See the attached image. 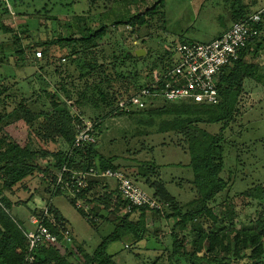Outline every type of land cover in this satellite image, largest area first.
Listing matches in <instances>:
<instances>
[{
    "label": "rangeland",
    "instance_id": "1",
    "mask_svg": "<svg viewBox=\"0 0 264 264\" xmlns=\"http://www.w3.org/2000/svg\"><path fill=\"white\" fill-rule=\"evenodd\" d=\"M157 1L159 0H0V91L7 88L3 93L5 106L2 111L10 112L21 101H27L37 112H51L53 109L51 110L49 100L53 93L63 100L72 94V100H75L76 91L72 85L81 88L94 80V76H80L84 71L81 66L89 59H94L97 63L106 61L107 71L127 76L126 79L112 80L111 85L120 92H131L134 90L135 80L128 77L136 73V68L142 70L140 75L146 76L154 61L167 50L173 57H177L176 47L181 41H211L222 30L229 29L234 22V0H165L154 19L143 25L138 32H133L126 23L116 24V21L126 19L129 15L145 11ZM243 1L252 12L264 6V0ZM46 16L57 18L51 20L53 34L60 30L66 35H79V26L96 29L104 23L109 25L106 27L107 33L98 40L97 47L88 51L81 50L80 44L68 45L66 52L53 47L48 55L43 53L42 57L36 58V51L43 50L40 46H33L23 59L17 57L16 46L12 44L16 31L25 43L31 39L39 41V38L45 37ZM80 17L85 19L79 21ZM5 28H10L11 31H6ZM24 28H28V32L23 31ZM142 48L145 52L138 56L136 51ZM72 50L77 52L72 54ZM5 54H8V59L3 57ZM30 56L33 60L28 58ZM247 61L257 65L255 78L245 79L242 91L237 94L233 120L227 124H197L199 129L213 135L222 133L224 136L225 164L221 177L228 181V185L212 203V207L217 215H221L229 206L232 207L236 212L235 219L214 225L210 219L202 218L190 223L192 227L187 232H181L179 227L174 228L176 218L168 217L176 204L161 201L163 208L160 214L154 213V210L148 212V230L143 240L134 242V237L127 234L109 244L108 252L114 255L119 264H184L180 259H170L175 235L186 240L187 249H192L190 241L198 233L193 228L197 222H201L206 230L235 232L237 229L254 226L257 219L264 216V199L255 200L245 194V191L254 186L264 188L263 39L253 46ZM144 80L145 78L143 82ZM92 97L95 98L96 95ZM98 103L99 106L94 107L85 102L83 106L86 109V119L93 120L99 114H104L103 124L97 134V151L106 158L113 159L114 165L130 174L149 194H153L154 189L145 183L146 179L141 175L143 172H148L150 182L163 181L184 212L198 210L201 207L200 195L193 183L189 139L180 131H160L163 119L170 117H157L154 124L150 125L139 122L140 119L147 120L148 115L107 116V110L101 102ZM71 110L73 112L74 109ZM39 121L42 122L43 118L40 117ZM35 122L37 125V121ZM2 125L3 132L21 146L39 148L42 151L68 147L57 132L48 136V131H45L42 138L37 136V128L36 131L31 129L18 113L4 119ZM38 162L46 166L48 159L40 158ZM42 177L37 172L16 186L13 193L5 190L9 199L15 203L12 214L27 228L32 226V211H37L50 196L48 184ZM53 204L66 218L72 232L71 248L74 247L77 256L73 254L69 259L75 264H83L82 255L77 250L78 245L92 253L119 223L116 213L100 208L104 217H97L95 227L66 194L55 196ZM138 215L133 213L130 218L137 219Z\"/></svg>",
    "mask_w": 264,
    "mask_h": 264
},
{
    "label": "trees",
    "instance_id": "2",
    "mask_svg": "<svg viewBox=\"0 0 264 264\" xmlns=\"http://www.w3.org/2000/svg\"><path fill=\"white\" fill-rule=\"evenodd\" d=\"M164 1L159 0L145 11L136 15H129L126 19L123 18L116 21V24L126 23L132 28L133 32H138L143 25L154 19L159 8L164 5ZM237 5L239 8L236 9ZM251 12L249 6L243 0H234V21L247 18ZM55 18L52 16L45 17V37L39 38V41L31 39L28 43H25L21 39L22 37L17 35L16 31V38L12 44L16 46L17 57L23 59V57L28 55V49L33 46H40L43 50L42 53L45 55H48L53 47H58L60 50L65 51L68 45L75 46L78 44H80L81 50L84 52L88 51L91 48L97 47L98 40L107 33L106 27L109 25L104 23L96 29L79 26L81 30L79 35H66L60 30L56 34H53L51 20ZM83 19L85 18L80 17L79 21ZM257 27L259 34L253 37L241 51L240 58L236 61L234 67H226L219 76L218 88L221 101L217 104L196 103L192 101H154L144 108H136L129 105L121 106L120 102L122 99L136 92L144 85L143 78L146 79V76L140 75L142 70L136 68V73L132 77H128L130 80H135L134 90L128 93L120 92L114 85H111V82L116 79H126L127 76H124L122 73L115 74L107 71L108 68L105 66L106 61L97 63L94 59L87 60L81 66V69L84 71L80 73L82 77L94 76L93 82L91 84L87 83L81 88L72 85L76 91L75 100H72V94V97L66 96V100H63L57 97L56 93H49L51 94L49 100L51 110L53 109L51 112L49 110L48 112H37L30 107L27 101H21L10 112L2 111V107L5 106L3 93L7 88L0 91V264H21L28 247V240L23 228L25 225L12 214V208L15 203L6 195V189L13 193L16 186L23 183L27 177L34 176L38 172L44 175L42 178L48 184L47 191L50 192V196L46 201L47 204H49L52 197L66 194L75 206L74 198L56 185L58 176L55 171H58L64 165L77 170H85L90 167L119 168L114 165L113 159H108L97 151L96 142L98 139L94 143L76 146L77 128L75 121L81 122L82 118L76 117L75 120L71 108L80 111L81 116L85 117L86 109L83 107L85 102L94 107L99 106L98 102H101L107 110V116L148 115L149 118L147 120L143 121L140 119L139 122H145L150 125L154 124L157 117L169 116L170 118L163 119L160 131H180L189 139V150L192 156L191 166L194 173L193 183L196 185L200 195L199 203L201 207L198 210L184 212L177 204L178 200L176 197L169 192L163 181L150 182L148 172L141 173L146 179L145 183L154 189L153 195L156 198L168 204H176L173 207V211L168 214V217L176 218L174 228L179 227L181 232H187L186 230L192 227L189 225L190 223L200 221L202 218L210 219L212 223H215L214 225L219 222L233 221L236 217L235 209L229 206L222 211L221 215H217L214 213L212 207V203L227 189L228 185V181L221 177L225 164L224 136L222 133L213 135L206 130L199 129L197 124L200 122H224L227 124L233 120L232 113L233 107L237 104V94L242 91L245 79L255 78L257 65L255 63H248L247 56L250 55L251 49L255 44L257 45L260 39L264 40V22L260 23ZM5 30L11 31L10 28H5ZM23 31L28 32V28H24ZM75 52L77 50H72V54ZM3 57H7L8 59V54H5ZM63 58L66 57L64 56ZM171 58H173V55L167 50L159 59L157 58L154 61L152 67L163 66L165 60H170ZM45 92L47 93V91ZM93 95H96V97L93 98ZM13 113L20 114V118L31 129L33 128L36 131L37 128V136L40 138L45 135V131H48V136L51 135L50 133L57 132L67 144V149L42 151L39 148L21 146L17 141L10 138L8 134L4 133L2 128L4 119L9 118ZM50 113H53V115ZM40 117L43 118L42 122L39 121ZM102 118V116L98 115L93 119L96 121L95 128L98 130V134L103 124L104 118ZM35 121H37V125ZM40 158L48 159L46 166H42L38 162ZM67 177L68 175H66ZM134 180L136 181V179ZM99 183L100 181H92L90 189L96 188ZM97 193L93 192L87 195V200L94 204L99 201L109 210L110 203L107 193L99 197L96 196ZM245 194L255 200H263L264 188L262 186H254L245 191ZM100 208L96 204L94 205V210L98 209L95 211L96 216L102 218L104 214L99 211ZM78 210L84 217L86 216L83 210ZM151 210L148 207H135L131 212L124 214L116 213L119 223L115 226L112 233L104 237L92 253L87 252L81 245L77 246V250L82 255L83 264H119L115 260L114 255L108 252L109 244L127 234L134 237V242L143 240L148 230L147 214ZM38 211L39 209L32 212ZM54 211L58 219L67 224L66 219L56 207H54ZM133 213L139 214L137 219L130 218ZM154 213L160 214L161 209H154ZM90 222L97 227L95 221ZM193 228L198 233L190 241L192 249H187L185 247L186 240L175 235L170 259H180L184 264H264V216L261 215L254 226L237 229L235 232L206 230L201 222H197ZM57 234L59 235L60 242L56 245L47 244L38 248L33 264H75L69 259L70 256L76 254L73 250L74 247L71 248L72 243L64 241L60 231H57Z\"/></svg>",
    "mask_w": 264,
    "mask_h": 264
},
{
    "label": "built area",
    "instance_id": "3",
    "mask_svg": "<svg viewBox=\"0 0 264 264\" xmlns=\"http://www.w3.org/2000/svg\"><path fill=\"white\" fill-rule=\"evenodd\" d=\"M263 22L264 6L251 12L247 18L234 21L229 29L211 41H181L176 47L177 57L165 60L163 66L151 67L146 74L144 85L122 99L120 105L144 108L154 101L219 103L221 101L219 76L226 67H234L241 51L259 34L257 26ZM35 55L40 58L43 53L38 50ZM73 113L75 120L76 117L82 118L81 122L75 121L76 146L96 142L98 139L96 121L81 116L78 110H73ZM55 173L58 176L56 185L74 198L75 206L84 211L88 221H95L98 217L94 210L95 204L97 207L105 208L99 201L94 204L87 200V195L93 192L99 193L97 197L107 193L109 211L117 214L131 212L135 207H148L152 210L163 208L161 200L146 192L120 168L90 167L77 170L64 165ZM92 181L100 183L96 188L90 189ZM87 191L89 192L85 195ZM53 206L52 200L49 204L45 203L38 212L31 214L32 226L30 228L22 226L28 247L21 264H33L38 248L47 244H58L60 239L57 231L62 233L64 241L72 242L71 230L58 219Z\"/></svg>",
    "mask_w": 264,
    "mask_h": 264
},
{
    "label": "crops",
    "instance_id": "4",
    "mask_svg": "<svg viewBox=\"0 0 264 264\" xmlns=\"http://www.w3.org/2000/svg\"><path fill=\"white\" fill-rule=\"evenodd\" d=\"M223 32H225V31H224V30H222L220 33H218V34H217V36H216V37L220 36V35H221ZM216 37H215V38H216ZM28 58L32 59L33 57H31V56H30V57H28ZM32 60H33V59H32ZM53 198H54V197H52V198H51V200H52V203H53ZM53 205H54V204H53ZM55 207H56V206H55ZM56 208H57V207H56ZM57 209H58V208H57ZM58 210H59V209H58ZM59 211H60V210H59ZM60 213H61V212H60ZM61 214H62V213H61ZM62 215H63V214H62ZM147 215H148V214H147ZM63 217H64V216H63ZM64 218H65V217H64ZM65 219H66V218H65Z\"/></svg>",
    "mask_w": 264,
    "mask_h": 264
},
{
    "label": "water",
    "instance_id": "5",
    "mask_svg": "<svg viewBox=\"0 0 264 264\" xmlns=\"http://www.w3.org/2000/svg\"><path fill=\"white\" fill-rule=\"evenodd\" d=\"M136 52H137L138 56H142L144 54L145 50L142 48V49H138Z\"/></svg>",
    "mask_w": 264,
    "mask_h": 264
}]
</instances>
